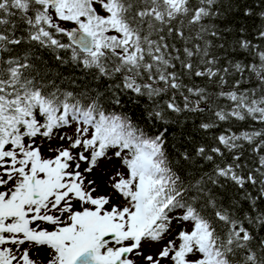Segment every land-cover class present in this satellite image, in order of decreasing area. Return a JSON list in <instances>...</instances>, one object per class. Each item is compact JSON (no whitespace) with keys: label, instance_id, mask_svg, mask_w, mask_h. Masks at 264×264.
Instances as JSON below:
<instances>
[{"label":"snow or ice","instance_id":"obj_1","mask_svg":"<svg viewBox=\"0 0 264 264\" xmlns=\"http://www.w3.org/2000/svg\"><path fill=\"white\" fill-rule=\"evenodd\" d=\"M0 264H264V0H0Z\"/></svg>","mask_w":264,"mask_h":264},{"label":"trees","instance_id":"obj_2","mask_svg":"<svg viewBox=\"0 0 264 264\" xmlns=\"http://www.w3.org/2000/svg\"><path fill=\"white\" fill-rule=\"evenodd\" d=\"M50 55H51V53H48V54L45 56V58L47 59L48 56H50ZM50 63H51L52 65H55L57 62L53 59V60L50 61ZM66 67H67L66 65L61 66L60 70L62 71V70H63L64 68H66ZM64 75H65V76H68V72H65ZM73 75H74L75 79L77 80V82L86 79V76H85V74L83 73V71H82L81 69H76V71L73 73Z\"/></svg>","mask_w":264,"mask_h":264},{"label":"rangeland","instance_id":"obj_3","mask_svg":"<svg viewBox=\"0 0 264 264\" xmlns=\"http://www.w3.org/2000/svg\"><path fill=\"white\" fill-rule=\"evenodd\" d=\"M101 170H112L111 163L107 161H101L99 164V168L94 170V173L89 178H96L101 175Z\"/></svg>","mask_w":264,"mask_h":264}]
</instances>
